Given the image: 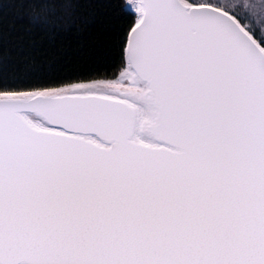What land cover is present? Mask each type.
<instances>
[{"label": "snow or ice", "instance_id": "obj_1", "mask_svg": "<svg viewBox=\"0 0 264 264\" xmlns=\"http://www.w3.org/2000/svg\"><path fill=\"white\" fill-rule=\"evenodd\" d=\"M10 6L121 63L21 87L0 19V264H264V0Z\"/></svg>", "mask_w": 264, "mask_h": 264}, {"label": "trees", "instance_id": "obj_2", "mask_svg": "<svg viewBox=\"0 0 264 264\" xmlns=\"http://www.w3.org/2000/svg\"><path fill=\"white\" fill-rule=\"evenodd\" d=\"M2 11L0 19L5 29L6 48L10 50V67L15 69V76L10 74V78L21 81L19 86L31 87L96 71L111 75L119 70L121 52L114 42L115 33L104 34L112 28L107 20L102 25L57 37L38 34L30 37L27 25L17 19L10 0H4ZM29 62H32L31 69L27 67Z\"/></svg>", "mask_w": 264, "mask_h": 264}]
</instances>
